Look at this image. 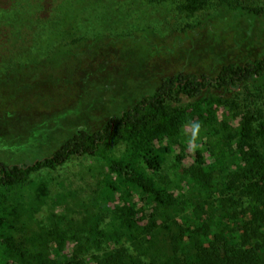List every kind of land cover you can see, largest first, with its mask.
Here are the masks:
<instances>
[{"label": "trees", "instance_id": "1", "mask_svg": "<svg viewBox=\"0 0 264 264\" xmlns=\"http://www.w3.org/2000/svg\"><path fill=\"white\" fill-rule=\"evenodd\" d=\"M99 1L124 0H0V86L20 87L10 103L32 98L30 82L21 92L31 78L57 84L53 77L70 70L81 86L105 77L104 35L51 36L74 17L62 8ZM172 1L179 14L204 16L197 25L225 11L264 16V0ZM7 94L0 87V99ZM85 158L98 162L100 179L76 213L56 212L70 208L66 195L32 174ZM43 204L46 221L35 216ZM0 264H264V53L160 75L152 91L96 129H77L51 154L0 159Z\"/></svg>", "mask_w": 264, "mask_h": 264}, {"label": "rangeland", "instance_id": "2", "mask_svg": "<svg viewBox=\"0 0 264 264\" xmlns=\"http://www.w3.org/2000/svg\"><path fill=\"white\" fill-rule=\"evenodd\" d=\"M62 9L74 17L68 18L65 28L60 27L67 31L52 34L53 39L66 38L68 32L92 37L104 35L97 44L106 42L108 51L102 55H109V67H105L104 78L94 81L95 75L81 86L73 83L75 78L70 70L53 77L57 84L40 85L36 79H28L21 92H27L30 82L32 98L25 101L24 107L9 100L13 99L9 95L15 96V89L20 88L12 85L17 82L3 83L0 87L6 88L8 94L0 99V115L8 108V118L0 117V159L7 163H30L51 154L77 129H96L105 118L118 114L141 93L152 91L160 75L178 69L209 72L221 61L242 60L264 53V16L237 18L225 11L212 14L197 25L204 16L179 14L172 0L73 2ZM60 23L61 20L58 26ZM116 34L127 36L115 44H107ZM119 48L120 52L130 50L132 56L121 57ZM187 144L185 163L192 160L193 145ZM98 168V162L93 160L74 159L58 170L43 171L32 177H44L49 193L66 195L70 208L57 207L56 212L73 214L76 204L89 196L100 179ZM76 190V196L72 197L70 193ZM30 192L24 193L29 197ZM48 212V205L43 204L35 216L46 221Z\"/></svg>", "mask_w": 264, "mask_h": 264}]
</instances>
